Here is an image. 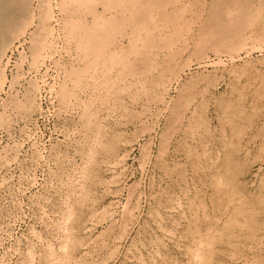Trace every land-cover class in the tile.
I'll use <instances>...</instances> for the list:
<instances>
[{"label":"rangeland","instance_id":"rangeland-1","mask_svg":"<svg viewBox=\"0 0 264 264\" xmlns=\"http://www.w3.org/2000/svg\"><path fill=\"white\" fill-rule=\"evenodd\" d=\"M51 3L55 13L47 21L50 38L57 43L55 51L31 52L19 39L0 55V264H194L199 238L187 231L189 212L194 210L201 220L208 215L211 223L201 228L210 225L214 235L232 223L226 207L212 211L208 184L215 166L232 150L244 164L236 176L237 188H244L239 193L244 192L235 195V202L242 201L252 210L262 208L252 220H260L263 226L264 145L254 132L263 128L260 120L264 119V102H260L264 100V40L243 45L233 63L225 53L218 57L199 46L178 82L169 84L162 102L148 101L154 98L152 93L134 95L133 91L124 99L125 112L112 111L98 100L77 101L70 76L76 55L62 50L65 42L57 31L63 1ZM89 7L93 9L80 18L94 24L91 13L102 6L98 2ZM219 59L224 63H215ZM30 83L35 85V102L20 112L14 101L28 106L23 95ZM63 89L71 94L64 104ZM229 96L246 105L252 124L243 120L247 126L241 121L244 127H240V119V130L245 131L239 133L226 128L227 141L222 145L217 106ZM85 104L92 110L97 107L102 127L120 138L110 159L96 157L93 175L86 172V160L79 154L91 142L82 127L88 115L80 117L88 112ZM171 115L175 117L166 130ZM190 121L205 125L191 132L186 127ZM192 152L200 155L203 166H211L209 177L202 179V173L196 178L189 160ZM87 187L88 197L83 199ZM248 197L260 203L251 204ZM71 215H77L76 223ZM244 232L233 227L229 234ZM257 233L253 240L260 238V243L240 245L237 260L231 256L233 244L223 243L224 264H264V230ZM238 240L235 243L240 244ZM221 255H214L216 261Z\"/></svg>","mask_w":264,"mask_h":264},{"label":"bare ground","instance_id":"bare-ground-1","mask_svg":"<svg viewBox=\"0 0 264 264\" xmlns=\"http://www.w3.org/2000/svg\"><path fill=\"white\" fill-rule=\"evenodd\" d=\"M51 1L53 0H0V55L4 53L5 48L19 39L26 42L31 52L34 49L44 51L46 54L55 51L57 43L50 38V26L47 21L48 18H53L55 13L52 10L54 5ZM61 1L63 4L58 11L62 14V19L57 21V31L65 42L62 50L76 55L77 64L72 67L70 76L74 80L75 92H78L77 101H85L88 98V102L92 103L98 100L107 110L112 111L125 112L127 108L124 99L130 93L133 94V91L134 95L138 91L144 95L152 93L154 98L148 101L162 102L163 94L169 84L178 82L181 73L189 66L188 59L195 55V49H199V46L214 51L218 57L225 53L230 63H233L236 58L235 53L243 45L264 40V0ZM98 2L102 6L101 11L95 9L91 13L95 16V23L89 24L82 21L81 14L88 9L92 10L93 8L89 6ZM185 54L188 56L187 59ZM40 57H42L41 54ZM25 59L22 57L21 62ZM215 63L223 64L224 62L219 59ZM35 68L30 67L31 70ZM34 86V83H30L23 95L25 101L29 103L28 106L23 105V102L14 101L16 110L23 112L32 107L36 98L32 96ZM70 95L66 89L62 90L63 104L66 102L65 98ZM131 98L135 100L136 97ZM260 102L263 103L264 100ZM245 107L241 100L236 103L234 96L218 101L217 113L221 121L219 137L222 145L227 141V134L224 132L226 128L231 127L233 132L239 133L243 130H240V127H244L241 126L243 120L251 126L252 115L245 114ZM253 108L255 112L256 109L259 110L258 106ZM85 110L88 112L82 113L80 117L88 115L82 121V127L86 131L85 139L91 142H87L79 154L86 160V172L93 175L96 157L103 156L110 159L117 150L120 138L119 135L109 132L107 127H102V117L97 107L92 110L85 104ZM93 116L95 117L94 125ZM174 117L171 115L168 118L166 130L170 128ZM238 121L239 123L242 121L240 127ZM260 121L263 128L257 129L254 137H260V145L263 146L264 119ZM203 124L204 122L190 121L186 127L193 132L195 127ZM242 125H245V122ZM201 138L209 137L207 134H201ZM235 147L237 148V145ZM231 152L233 153L234 150ZM231 152H228L226 156L224 153L227 152L223 153L222 163L215 166V173L212 174L211 166L208 164L203 166L199 154L190 153V165L196 178L200 179L199 176L202 173H204L202 179L209 177V174L213 177L208 179L211 187L212 211L217 212L222 207H226L227 217L232 220L225 231H221L220 235H214L210 225L201 228L203 223H211L207 220L208 215L205 216L203 213L205 218L201 220L197 212H192L194 210L189 212L191 217L187 231L190 237L196 240L199 238V247L193 251L192 256L194 264H224L223 256L226 255V249L223 243L226 242L233 244L231 256L236 258L235 260L238 259L239 254L241 255L240 245L252 241L260 243V238L258 240L253 238L257 237V231L264 230V225L258 223L260 220L257 222L252 220V215H256L258 210L261 212L262 208L257 206L253 210L250 209L249 201L246 202L249 206L246 208L245 203L243 204L238 198L241 203L236 204L235 195L238 196L244 192L239 193L241 191L239 189L243 187L238 189L236 183L242 161L239 162L238 157ZM204 156H207L206 152ZM220 182L224 183V188L219 186ZM238 182L240 183V180ZM88 193L87 187L83 199L88 197ZM247 195L252 194L247 193ZM243 197L241 196L240 199ZM238 200L237 203H239ZM250 200L251 204L260 203L258 199L254 202L251 198ZM185 215L188 214L185 213ZM71 217L73 223H76L77 215H71ZM233 227H238L240 231L245 232L230 235V229ZM237 240L240 244L235 243ZM217 252L224 255L218 256L220 258L216 261L214 255Z\"/></svg>","mask_w":264,"mask_h":264}]
</instances>
